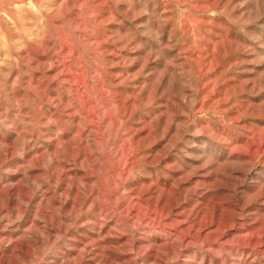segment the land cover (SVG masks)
Masks as SVG:
<instances>
[{"label":"rangeland","instance_id":"1","mask_svg":"<svg viewBox=\"0 0 264 264\" xmlns=\"http://www.w3.org/2000/svg\"><path fill=\"white\" fill-rule=\"evenodd\" d=\"M0 264H264V0H0Z\"/></svg>","mask_w":264,"mask_h":264}]
</instances>
